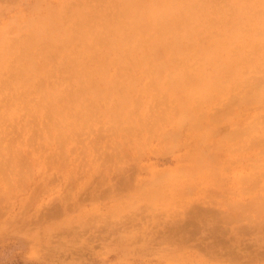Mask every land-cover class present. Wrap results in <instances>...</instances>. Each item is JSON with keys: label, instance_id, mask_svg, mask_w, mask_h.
<instances>
[{"label": "rangeland", "instance_id": "1", "mask_svg": "<svg viewBox=\"0 0 264 264\" xmlns=\"http://www.w3.org/2000/svg\"><path fill=\"white\" fill-rule=\"evenodd\" d=\"M262 23L264 0H0V48L48 56L29 69H52L44 89L66 79L63 102L81 71L102 92L133 79L128 115L101 101L71 134L48 118L59 102L40 110L15 78L0 84L20 102L0 87V264H264V89L237 102L227 89L258 70ZM164 24L188 28L178 54L209 59L167 60ZM58 49L73 63L56 66ZM133 64L160 67L146 89ZM212 72L219 89L198 78Z\"/></svg>", "mask_w": 264, "mask_h": 264}, {"label": "bare ground", "instance_id": "2", "mask_svg": "<svg viewBox=\"0 0 264 264\" xmlns=\"http://www.w3.org/2000/svg\"><path fill=\"white\" fill-rule=\"evenodd\" d=\"M119 6H120V4H119ZM96 12H98V11L96 10ZM110 16H111V14H110ZM115 17H117V16H115ZM262 24L264 25V23H262ZM159 27L160 26H158V28ZM162 27L164 29L161 30V32L165 31V36H166L165 45L169 46V48H170L169 52L167 53V60H168V57L172 60H176L179 62L180 67H183L188 63H194V62H197V61L202 60V59H209V57H207L205 55H195V54H193V52H185V53L181 52L182 54H178L175 51L174 46H176L178 44L177 42L180 41L179 39L181 37H184L185 34L189 33L188 28H185V26H183V24H181L178 28L184 27L185 29H187V32H184L183 31L184 28H182V29L177 30V32L173 33L174 31L172 30V28L174 26H172L170 24H164ZM71 28L74 32L75 25H72ZM62 29L64 31H68V26L66 24L62 25ZM259 33H260V31H259ZM262 38H264V37H262ZM74 40H76V39H74ZM261 40H263V39H261ZM127 41H128L127 43L130 46L137 44V38L133 39L130 37V38H127ZM258 41H260V40H258ZM22 45H24V44L21 43L20 46H22ZM20 46L18 47L17 50H14V53H11V52L9 53L6 49L4 50V48H0V53L4 50L0 55V84H3V81H4V83H7L8 80L15 78V80H17V82H19V90H21L22 93H24V94L28 93V94H31L32 96H34L33 99H36L39 103L38 107H36V108L40 109V110L45 109V99L47 97L52 98L53 101L59 102L61 105H63V107L60 108V110H58L57 113L51 112V114L49 115L48 118H50L52 120H56L58 122L61 118L70 121V122L65 124L67 127H65L63 131L69 129V131H68L69 134L78 131L80 128H76L75 127L76 124H74V123H77V125H80L79 123L83 122V118H84L85 114L89 113L86 117L91 116V114L94 111L92 106H95L96 103L97 104L101 103V101H103L105 105H106L107 100L111 101L115 105V107L118 108V110H120L121 112L123 111L124 115H128L127 113H125V108L128 105L123 100L121 94L122 93L127 94L128 92L133 90V79H131L129 76L126 75L127 78H124V79H123V77L111 76L107 81L104 82V89H103L104 92H102V91H100L99 88H97V86L95 84H93L89 80H84V82H83L82 75L80 74L83 72L81 71L77 74V76L80 77V79H77V81H76L77 91L74 90V92H72L70 95H68L67 101L63 102L62 101V98L64 99V96H63L64 91L63 90L65 88L64 85L66 83L64 81L66 79L65 78H64L65 80L62 79L63 80V82H62L61 78H58L59 79L58 80L56 77L57 85L55 86V85L51 84V87L44 89L43 85L46 82V80H48V79L50 80L52 74H50L49 70H52V69H49L46 71L40 70V71L34 72L31 69H29V63L32 60H35L37 62L39 61V64L41 65V64H43L44 61L49 59L48 56L39 54V56H36V58H35L34 56L24 55L21 53ZM63 49H60V50L58 49V51L63 52L62 55L57 56V58L53 57V59H52V60H54L53 62H55L56 66L58 65L60 68L61 67L65 68V67H67V65L73 63L72 62L73 60H70L71 55H65V52ZM84 50H86V49L83 46V51ZM174 53L177 54V57L174 56ZM75 57L77 58L76 60H79L81 63L83 62V58H84L83 53L75 54ZM262 57H261L262 61L259 62L260 64L258 63V70L255 73H253V75L248 76L247 74H242V75L238 76V79H236V77H235L234 78V85H232L233 83L230 81L227 82L229 85H232L231 88L233 89L232 90L228 86H227L228 88L226 87L231 92V96H229L230 100H235L237 102V100H242V99H246V98L250 97L251 92H253L254 89L256 90L255 92L257 94L260 93L264 89V58H262ZM27 58L29 59V61L27 60ZM247 59L248 58L246 57V60ZM166 61H165V63H166ZM52 66H55V65L52 64ZM132 66L134 68V71L140 72L141 74H143V77H144L143 84L137 90L146 89L149 86L148 85L149 84L148 83L149 77L151 76V78H152L153 74L154 73L156 74L157 69L160 68V67H158L157 69L154 70L153 65L139 66L137 64H133ZM124 68H125V65L122 66L123 70H124ZM200 68L201 67L199 66L198 70H200ZM216 68L219 69L221 67L215 66V68L213 70H216ZM118 69L121 70V67H119ZM64 70H66V69H64ZM128 70H130V68ZM38 73H44V74L40 75ZM124 73H126V72H124ZM216 74H217L216 72H212L209 75L204 74L202 76H200V74H198V78H202V80L204 78H211L213 86L215 88L219 89L222 86H219L218 85L219 83L216 82V80H214L213 76H215ZM177 75L178 74L176 72H174V69H170V68L164 69L163 79L165 81H170L171 79L175 78ZM209 76H211V77H209ZM37 77H39L41 79H39ZM228 78H229V76H228ZM1 80H2V82H1ZM15 80H13V81H15ZM40 80H43L44 83H39ZM229 80H230V78H229ZM199 85H200V83L194 84L192 86V88L190 89V91L192 89H193L192 92L194 90H197ZM10 86H11V84H10ZM10 86L7 84L0 86L3 89L6 88L7 90H9L8 94L11 98V99H8V101H2L1 100L2 103L3 104L4 103L5 104H7V103L11 104L12 103L13 105L20 104L19 100H16V98H18V96H19V91H18L17 87L16 88L13 87L14 89L13 88L11 89V88H9ZM223 86H224V84H223ZM150 87H151V85H150ZM249 89H250V91L248 92ZM7 90L5 92H7ZM0 92H2V91H0ZM199 92H200V90H199ZM199 92H196V93H199ZM193 94H195V93H193ZM147 96L148 97H146V98L148 100H151V94L148 93ZM196 97L198 99L206 98L205 96L204 97L196 96ZM74 99H75V101H72ZM154 99H155V96H154ZM0 105H2V104H0ZM0 108L3 110V107H0ZM107 117L109 118L110 121L114 120V121L118 122L114 118L115 117L114 111L108 112Z\"/></svg>", "mask_w": 264, "mask_h": 264}]
</instances>
